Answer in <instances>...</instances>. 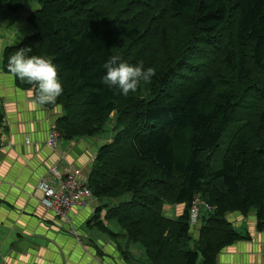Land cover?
Listing matches in <instances>:
<instances>
[{"label": "trees", "instance_id": "1", "mask_svg": "<svg viewBox=\"0 0 264 264\" xmlns=\"http://www.w3.org/2000/svg\"><path fill=\"white\" fill-rule=\"evenodd\" d=\"M31 3L38 4L27 17L35 33L4 50L3 70L8 73V58L17 48L29 46L28 56L50 59L58 76H68L57 99L63 115L56 122L67 141L97 135L117 113V135L100 148L89 187L98 200L131 197L107 217L144 249L148 264H217L222 250L248 239L225 220L228 212H255L257 228L264 230V103L255 121L245 123L255 141L238 133L221 169L213 164L245 94L264 91V0H0V10L15 14ZM166 12L186 26V36L171 45L166 29L157 32L164 63L146 95L124 98L118 87L103 85L110 55L123 62L152 56L127 53L121 45L126 27L145 14L153 19L150 29L160 28ZM14 78L36 98V86ZM74 106L81 107L77 119L70 116ZM131 154L130 167L112 163ZM197 195L215 210L203 216L199 239L189 248ZM166 204L184 205L185 212L170 218Z\"/></svg>", "mask_w": 264, "mask_h": 264}, {"label": "crops", "instance_id": "2", "mask_svg": "<svg viewBox=\"0 0 264 264\" xmlns=\"http://www.w3.org/2000/svg\"><path fill=\"white\" fill-rule=\"evenodd\" d=\"M24 11L12 14L0 10V264H137L132 257L126 260L121 256L114 239L79 228L91 209H75L69 224L41 206L37 185L43 177L53 168L62 172L74 166L84 171L93 157L84 153L89 143L78 139L60 137L58 148H50L49 133L63 112L60 115V111L36 103L34 92L19 88L15 78L3 70L4 50L33 33L32 27L24 24L34 10L22 14ZM97 200L91 202L93 208ZM181 207L184 205L167 211L180 216ZM234 213L237 223L232 224L248 239L222 250L217 264H264V230H258L255 212L248 216Z\"/></svg>", "mask_w": 264, "mask_h": 264}, {"label": "rangeland", "instance_id": "3", "mask_svg": "<svg viewBox=\"0 0 264 264\" xmlns=\"http://www.w3.org/2000/svg\"><path fill=\"white\" fill-rule=\"evenodd\" d=\"M35 7L38 8V4L31 3L27 8H25V11L22 12V14L26 13L27 11H30L31 9L35 10ZM115 10H117V8H111L110 12L113 13V11ZM166 14L168 15L167 20L159 24L160 28L150 29L153 19L152 17L150 18V16L148 17L145 14L138 17V19L134 20L132 24H129L128 27H126L124 31V34H125L124 39L121 45L123 48L127 50V53H131L134 49L136 52H132V57H134L136 53H141V54L146 53L148 54V56H151V55L152 56L148 58L146 61L130 59V60H127L126 62L124 61L125 63L135 66L143 62L145 68L154 67L157 70L164 63L162 41L157 37V32L159 30L166 29L168 33V37L171 40L170 42L171 45H174L185 39L186 26L182 25L177 20L172 19L169 16L168 12H166ZM102 17H105V16H102ZM24 25L26 27H31L26 21ZM34 33H35V30L33 29L32 34ZM32 34L28 36H31ZM58 77L63 87H65L64 85L68 83V76L59 74ZM149 83L150 82L148 83L142 82L138 90L135 93H130L127 97H125L121 92L120 94L124 98H131V99L135 98L138 95H141L144 97V95H146L147 93V90L145 88L148 87ZM238 90L240 93L243 92L241 87H239ZM245 95H246L244 97L245 101L242 103H239V106L235 111L236 113L235 121H233L232 124L230 125L227 135L224 137L223 141L221 142L219 151L215 154V160L213 163L214 170L221 169L223 158L228 150V147L230 146V140L232 139L233 136L237 135L238 133H244L250 136L252 140L256 139L255 134L252 131L248 130L247 124L245 123H248V121H255V118H256L255 113L258 110V108L264 103V91L261 93L255 94V95H252L249 93ZM80 109L81 107L74 106L70 110V116H72V119L78 118ZM62 112H63V106H62V109L60 110V115L62 114ZM117 125H118L117 124V113L114 111L109 116L107 122L103 125L100 133H98L95 136H83V137L76 138L79 141H83V143L85 144H87V142L89 143L88 146L86 145V149L84 153H86L89 156V158L90 156H92L93 162L95 158L97 157V154L99 153L100 148L111 143L116 137ZM122 160L123 162H120L121 159H114L112 160V163H118L119 165H126L128 167L134 164V158L132 154L125 156L124 158H122ZM78 164L80 166H83L84 163L79 162ZM92 164L89 167H87L86 170H84L86 172V175H88V177L91 174ZM121 198H118V199H121ZM118 199L104 198L102 200H97L95 207L91 209L90 212L86 213L83 216V219H81V226L79 228H82L86 231L94 230L98 235L102 237H108L109 235L102 232L99 229V227H97L96 225L98 222L100 224H103L113 233V235L109 236V238L114 239L115 243H118L120 252H121L120 254L121 256L124 257V259L129 260L132 257V259H134L137 262V264L147 263L144 249L140 245H135V244L130 243L128 241L127 236H125L124 232L120 229L119 224L114 220H109L107 217L110 209L117 207L123 201H129L131 197L125 196L122 200H118ZM168 206L170 208L175 207L169 204H166L165 206H163L165 215L170 218H176V219L179 218L178 216H176L174 212L169 213L167 211L168 209H170ZM184 208L182 210L183 213L185 212ZM97 215H99V217H97ZM234 215H235L234 212H228L225 215V220L229 222L232 225V227H234V224L232 223H237V220L234 219ZM97 219H99V221H97ZM63 221L66 222L65 220ZM203 223L205 222L202 221L201 226L204 225ZM75 228L77 229V231H79L78 227L75 226ZM200 228L194 231L195 229L194 226H191V237L193 240L191 244L188 245L189 248L190 246L191 248H193L195 246V243L199 239ZM198 231H199V234H196ZM124 259L122 258V261H124Z\"/></svg>", "mask_w": 264, "mask_h": 264}, {"label": "clouds", "instance_id": "4", "mask_svg": "<svg viewBox=\"0 0 264 264\" xmlns=\"http://www.w3.org/2000/svg\"><path fill=\"white\" fill-rule=\"evenodd\" d=\"M22 35V34H21ZM32 47L17 48L7 61V72L21 81L37 87L36 103L39 105L51 104L55 111H60L62 105L57 104V99L64 91L58 77L57 66L43 56H28ZM106 74L101 83L109 88L118 87L120 92L127 97L135 93L141 83H148L156 75L154 67L130 65L122 61L119 55H110L103 64ZM61 137V136H60Z\"/></svg>", "mask_w": 264, "mask_h": 264}, {"label": "built area", "instance_id": "5", "mask_svg": "<svg viewBox=\"0 0 264 264\" xmlns=\"http://www.w3.org/2000/svg\"><path fill=\"white\" fill-rule=\"evenodd\" d=\"M60 134L53 127L49 133L47 145L56 150L59 146ZM30 143V141H27ZM37 190L41 193V206L52 212L57 218L65 220L71 224V213L75 209H92L91 202L96 199L89 187V177L82 169L74 166L68 167L65 171L52 169L50 175L43 177ZM215 208L209 204L202 195H197L190 209V225L198 227L201 219L207 213L213 212ZM71 232L76 235L73 227ZM95 264H105L96 261Z\"/></svg>", "mask_w": 264, "mask_h": 264}]
</instances>
